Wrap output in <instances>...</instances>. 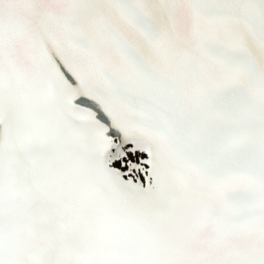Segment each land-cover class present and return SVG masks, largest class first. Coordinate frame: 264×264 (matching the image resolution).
I'll use <instances>...</instances> for the list:
<instances>
[{
    "label": "snow or ice",
    "instance_id": "1",
    "mask_svg": "<svg viewBox=\"0 0 264 264\" xmlns=\"http://www.w3.org/2000/svg\"><path fill=\"white\" fill-rule=\"evenodd\" d=\"M0 264H264V0H0Z\"/></svg>",
    "mask_w": 264,
    "mask_h": 264
}]
</instances>
